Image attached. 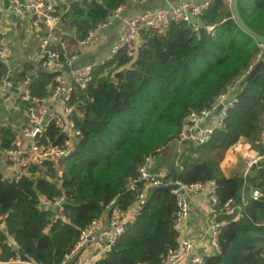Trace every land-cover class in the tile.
<instances>
[{
	"label": "trees",
	"instance_id": "obj_1",
	"mask_svg": "<svg viewBox=\"0 0 264 264\" xmlns=\"http://www.w3.org/2000/svg\"><path fill=\"white\" fill-rule=\"evenodd\" d=\"M125 5L126 0L71 2L62 16V29L70 34L68 46L76 47ZM237 12L252 32L264 36V0H238ZM201 20L215 27L213 37L174 23L162 36L146 35L130 64L120 53L94 68L91 85L77 96L75 125L81 138L75 151L61 160L59 177L51 164L30 168L18 183L0 176V216L5 225V232H0V262L14 260L17 254L22 261L59 264L106 205L115 200L120 211H126L133 204L136 195L126 191L128 181L147 158L171 148L188 113L209 107L249 68L259 49L236 25L229 5L212 0ZM19 62L20 76L35 71L31 94L45 95L51 75ZM262 62L253 79L242 83L238 103L227 112L220 129L202 145L183 143L168 151L179 183L211 181L218 205L240 204L242 198L246 202L237 221L217 217L222 223L220 255L207 257L204 264H222L240 241L264 236V170H251L245 184L241 176L227 177L220 168L236 143L253 144L264 128V54ZM10 126L0 122V149L11 145ZM171 178L168 173L166 180ZM250 189H257L260 197L251 199ZM60 196L59 215L39 208L40 197L53 201ZM176 211V199L168 189L154 190L141 202L115 247L97 264H161L167 252L178 246ZM6 236L13 238L18 252L6 247ZM229 264H264V248L246 245L232 254Z\"/></svg>",
	"mask_w": 264,
	"mask_h": 264
},
{
	"label": "built area",
	"instance_id": "obj_2",
	"mask_svg": "<svg viewBox=\"0 0 264 264\" xmlns=\"http://www.w3.org/2000/svg\"><path fill=\"white\" fill-rule=\"evenodd\" d=\"M224 1L230 5L232 0ZM7 2V9L0 2V110L14 113L22 108L23 112L20 125L10 126L7 121L0 120L1 125L12 128L10 147L0 149V176L9 183L20 182L28 176L30 168H43L46 164H51L56 169L58 177L61 175V160L75 151L81 138L75 125L77 96L91 85L94 68L113 61L120 53L129 59L130 64L136 58L146 35L162 36L174 23L187 26L195 34L203 31L213 37L216 32L214 26L205 25L201 20L212 0H204L199 4L183 2L176 6H162L125 15L122 9L137 2L126 0L125 6L118 8L106 22L89 31L84 39L76 42L74 50L69 52L70 46L66 41L68 36L62 31V16L68 12L71 2L80 3L82 0ZM116 20L117 35L111 39L108 51L101 52L102 34ZM17 30L23 32L26 42L33 40L36 43L30 58L23 60L35 69L39 68L51 75L43 96H35L30 92L35 71L31 70L20 76L22 68L12 64L11 50L15 44L9 41L8 36L10 32ZM257 46L259 51L249 68L234 83L228 85L213 104L199 112L188 113L176 139L177 145H202L214 131L222 127L227 112L238 103V95L246 76L262 61L264 44ZM18 119L16 117L14 121ZM232 150L241 159L243 173L240 176L246 184L245 178L251 170H264V128L253 144L240 141ZM172 169L174 166L169 169L160 168L154 164L153 158H147L137 169L136 177L130 179L126 186L127 192L136 195L133 204L126 211H120L115 200L106 205L101 216L92 220L80 232L76 244L59 264H97L103 260L133 221L141 202L154 190L169 185L177 187L169 190L176 199L174 228L177 234L190 217L193 199L200 197L208 208V213L205 227L198 234L179 240L177 248L168 251L161 264H204L207 257L220 255L218 237L222 223L217 221V217L226 216L237 221L242 217L245 200L242 198L240 204L228 201L218 205L214 182L183 185L175 180L173 183L171 179L166 180ZM260 195L257 189H250L251 199L256 200ZM62 204V196L53 201L39 198V208L55 216L62 212ZM0 232H5L2 216ZM4 244L18 252L12 237L6 236ZM0 264L38 263L22 261L16 254L14 260Z\"/></svg>",
	"mask_w": 264,
	"mask_h": 264
},
{
	"label": "crops",
	"instance_id": "obj_3",
	"mask_svg": "<svg viewBox=\"0 0 264 264\" xmlns=\"http://www.w3.org/2000/svg\"><path fill=\"white\" fill-rule=\"evenodd\" d=\"M202 1L204 0H166V1L165 0H140V1L137 0V2L134 4L126 5L125 6L126 8L122 9V12L126 15V14H130L136 11L153 10L155 8L162 7V6H176L183 2L199 4ZM0 2L2 3V0H0ZM117 30H118L117 20L112 23L110 28L104 30L102 34V40H101V52L104 51V53H106L108 51V47L111 42V39L115 38V36L117 35ZM8 39L11 43H14L15 45L17 42L20 43L23 57L20 58L18 55V57L16 56V58H14L12 61V64L15 67H18L20 64L19 61H24L23 58L26 59L25 50L27 49L28 42L26 43L25 38H23V34L17 35V31L10 32ZM242 142H246V141L244 140ZM157 165H160V163H157ZM232 171L233 169L227 170L226 171L227 174H224V175L229 177L231 175H229L228 173ZM242 171H241V174L243 173ZM207 213H208V208L203 203L202 199L200 197L193 199L190 204V217L188 221L186 222V224L184 225V227L178 230V241L186 237H190L192 235L198 234L206 225Z\"/></svg>",
	"mask_w": 264,
	"mask_h": 264
},
{
	"label": "rangeland",
	"instance_id": "obj_4",
	"mask_svg": "<svg viewBox=\"0 0 264 264\" xmlns=\"http://www.w3.org/2000/svg\"><path fill=\"white\" fill-rule=\"evenodd\" d=\"M62 31L64 33H66V35L68 37L70 36V34L68 33L69 32L68 30L62 29ZM22 33L23 32L17 30V35H22ZM30 35H31V37H33L32 33ZM24 43H25V41H24ZM35 46H36V43L33 40L31 42L27 43V49L25 50V55L27 58H30V56L33 54ZM68 50L70 52L71 50H74V48L69 47ZM75 50H76V48H75ZM16 56H17V52H16L15 48L13 47L11 50V58L14 59V58H16ZM22 116H23L22 108H20L19 112H14V113L9 112V111H3V110L1 111L0 110V120L7 121L8 123L13 124V125H16V124L20 125L22 123V119H21ZM16 117H18L19 119L14 121V119ZM175 145H177V144L174 143L173 145H171L170 149H172ZM170 149L163 150V152H161L160 155L154 159V164L157 165V163H160V165H157L160 168L164 167V168L169 169V168L173 167L175 160L173 158H171V156L169 155L168 151ZM173 160H174V163H173ZM220 168H221L223 174H227V172H226L227 170L233 169V171L228 173V174L229 175H238V176L241 175V171L243 170V167L241 165V159L238 157L236 152H234L232 149L230 152L226 153L223 160L220 162ZM261 246L264 248V245H261Z\"/></svg>",
	"mask_w": 264,
	"mask_h": 264
},
{
	"label": "water",
	"instance_id": "obj_5",
	"mask_svg": "<svg viewBox=\"0 0 264 264\" xmlns=\"http://www.w3.org/2000/svg\"><path fill=\"white\" fill-rule=\"evenodd\" d=\"M237 2H238V0H232L230 3V11L232 13V18H233L234 22L243 31V33L246 34L251 39H253L257 45H263L264 44V36H259V35L255 34L254 32H252L244 24V22L241 20L240 16L238 15V12H237ZM81 3H84V0H82ZM2 4H3L5 9L8 8L7 0H2ZM15 48L17 50L19 57L22 58L23 53H22V49L20 48L19 42L16 43ZM262 65H263L262 61L258 62L252 68V70L249 72V74L246 76L245 82L251 81L253 79V77L259 72ZM171 177H172L171 181L174 183L176 180V173H175L174 169L171 170ZM165 189H168V190L174 189L175 190V189H177V187H176V185H169V186L165 187ZM250 244L262 247L261 245H264V236L255 235V236H252V237H249L247 239L240 241L239 243H237L236 245L231 247L229 249V251L225 254V256L223 257V260H222V264H229L230 257L232 256L233 253H235L238 249H240L246 245H250Z\"/></svg>",
	"mask_w": 264,
	"mask_h": 264
}]
</instances>
